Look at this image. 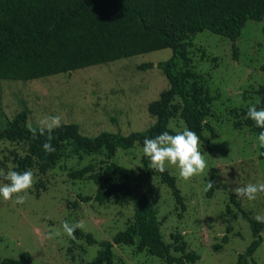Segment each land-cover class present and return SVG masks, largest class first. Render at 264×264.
<instances>
[{
	"label": "rangeland",
	"instance_id": "obj_1",
	"mask_svg": "<svg viewBox=\"0 0 264 264\" xmlns=\"http://www.w3.org/2000/svg\"><path fill=\"white\" fill-rule=\"evenodd\" d=\"M263 25L264 22L249 20L236 41L210 30L186 39L190 67L215 96L208 120L217 137L205 131L209 143L200 140L199 150L208 165L201 176L184 181L176 167L166 165L177 179L185 208L176 202L172 189L160 176L145 169L141 145L118 148L112 159L128 169V178L123 181L132 191L149 196L164 240L171 244V254L179 257L196 252L201 256L184 264H236L239 254L253 240L250 224L236 201L252 218L264 215V193L258 194L254 201L234 194L236 187L264 183L258 132L242 123L246 118L242 109L253 104L257 107L262 99L258 90L264 86ZM172 55V48H165L28 81L0 79V127H6L16 115L26 113L28 125L59 115L62 123H77L88 136L103 131L124 135L145 131L156 122L149 104L170 87L158 63ZM150 63L153 66H145ZM180 102L178 98L174 103ZM181 109L169 124L177 131L186 127ZM25 154L20 143L0 140V168L12 170L15 157ZM106 160V151H76L73 143H67L60 159L46 173L31 168L35 183L24 204L0 197V257L18 258L23 251H29L35 264L92 261L102 249V241L113 239L117 232L133 223L138 208L133 201L122 204L115 198L104 202L81 200V196H94L100 183L89 176L73 179L69 172L89 164L101 172ZM209 182H213V187L205 190ZM65 221L69 224L83 221L82 231L91 233L95 242L76 234V239L69 238L63 233ZM57 230L61 232L59 237L41 238ZM261 233L263 243L250 264H264V230ZM176 235L182 236V250L175 247ZM225 235L228 242H223ZM112 249L117 264H168L165 257L140 250L138 240L114 244Z\"/></svg>",
	"mask_w": 264,
	"mask_h": 264
},
{
	"label": "trees",
	"instance_id": "obj_2",
	"mask_svg": "<svg viewBox=\"0 0 264 264\" xmlns=\"http://www.w3.org/2000/svg\"><path fill=\"white\" fill-rule=\"evenodd\" d=\"M249 20L264 22V0H0V79L28 81L160 49L173 50L172 57L158 63L170 87L149 104V112L156 117V122L145 131L128 135L103 131L96 136H88L81 132L79 124L62 123L52 132L51 144L55 151L46 153L42 146L47 142L48 134L37 133L34 136L25 122L26 113L16 115L6 127H0V140L18 142L26 152L14 159L12 170L19 172L36 167L41 173H46L60 159L67 143H73L76 151H106L107 160L101 172H96L93 164L69 172L73 179L89 176L100 183L94 196H81V200L104 202L115 198L122 204L133 201L138 208L133 223L117 232L113 239L102 241V249L86 264H117L112 249L114 244H131L135 240H138L140 250L165 257L168 264H184L201 258L196 252H187L179 257L171 254V244L164 240L157 211L149 196L135 194L123 181L128 178V169L112 159L118 148L129 149L136 144L143 147L146 137H155L162 131L178 132L169 124L180 107L186 127L195 131L200 140L209 143L205 131L217 137L208 120L215 96L190 67L186 39L210 30L236 41ZM234 49L237 52V46ZM258 92L262 96L257 105L260 109L264 108V86ZM178 98L181 102L175 104ZM247 110L242 109L245 117ZM242 123L258 134L264 131L247 117ZM31 126L39 127L35 123ZM260 157L264 158V155L260 154ZM143 162L145 169L160 176L172 189L176 202L185 208L176 177L167 168L163 173L150 168L149 159L145 156ZM208 194L211 195L212 190ZM236 204L248 220L253 234V240L239 254L236 264H250L263 243L261 232L264 223H257L240 202L236 201ZM75 234L86 237L90 243L95 242L91 233L76 229ZM174 242L177 250L184 249L181 235L174 236ZM223 242H228L227 235ZM0 264L35 263L32 254L23 251L18 258L0 257Z\"/></svg>",
	"mask_w": 264,
	"mask_h": 264
},
{
	"label": "clouds",
	"instance_id": "obj_3",
	"mask_svg": "<svg viewBox=\"0 0 264 264\" xmlns=\"http://www.w3.org/2000/svg\"><path fill=\"white\" fill-rule=\"evenodd\" d=\"M246 117L254 121L255 126L264 129V108L258 109L255 104L248 107ZM38 128L29 125V131L35 136L44 135L47 132V142L43 144L46 153H52L55 149L52 147L51 139L54 129L62 126L61 117H45L38 121ZM258 146L264 149V131H261L257 137ZM200 137L198 134L185 127L182 131L171 134L169 131H162L159 135L152 138H145L143 141V155L149 159V166L156 171L163 173L166 171V165L174 166L178 169L180 179L190 181L193 177L201 176L207 168V161L200 152ZM264 155V152L260 153ZM0 197L4 201H12L14 204H24L27 200V192L34 186L35 177L31 170L23 172L15 170H5L0 168ZM212 187V183L206 186L205 190ZM264 193V183L246 184L236 187L234 194L246 198L249 201L257 199L258 194ZM254 219L257 223H264V215L257 214ZM63 233L69 238L76 239V229H84L83 221H77L75 224H69L65 221L62 225ZM40 236L39 230H36ZM59 230L55 233H48L42 236V239H52L53 236L59 237Z\"/></svg>",
	"mask_w": 264,
	"mask_h": 264
}]
</instances>
